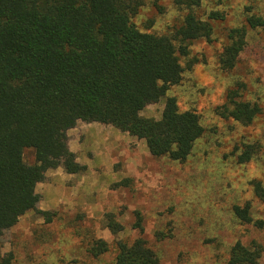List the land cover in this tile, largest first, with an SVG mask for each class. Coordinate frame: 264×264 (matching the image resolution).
I'll return each mask as SVG.
<instances>
[{"label": "rangeland", "instance_id": "obj_1", "mask_svg": "<svg viewBox=\"0 0 264 264\" xmlns=\"http://www.w3.org/2000/svg\"><path fill=\"white\" fill-rule=\"evenodd\" d=\"M245 6L264 16V0H202L199 16L219 10L226 18L214 22L210 39L192 43L182 61L185 66L190 58L198 61L184 71L181 83L141 112L160 118L167 98L174 96L181 110L200 115L204 133L187 159L155 157L144 139L111 124L78 120L67 129V142L82 171L69 174L59 166L45 172L36 188L39 201L2 234L0 264H114L115 242L141 235L158 264H230L237 241L250 245L255 240L264 249V201L254 197L250 185L264 176V30H249L233 70H221L218 61L229 29L244 23ZM182 16L173 0H158V6L149 0L133 20L143 30L171 36ZM231 87L238 89L239 99L260 107L251 123L221 113ZM243 143H256L259 150L239 163ZM24 161L37 163L33 149H25ZM247 201L252 222L233 211ZM136 211L143 217V234L133 227ZM111 218L124 227L116 235L108 228ZM157 230H171L172 237L157 240ZM98 238L111 248L94 256L89 249ZM258 264H264V251Z\"/></svg>", "mask_w": 264, "mask_h": 264}, {"label": "trees", "instance_id": "obj_2", "mask_svg": "<svg viewBox=\"0 0 264 264\" xmlns=\"http://www.w3.org/2000/svg\"><path fill=\"white\" fill-rule=\"evenodd\" d=\"M149 0H0V239L39 201L37 184L48 169L62 166L69 174L82 171L67 142V129L78 120H97L144 139L155 157L184 161L203 135L200 115L181 110L169 96L160 118L141 114L149 102L181 83L184 71L198 61L189 57L194 41L210 39L219 10L199 16L202 0H173L183 11L171 36L141 29L133 17ZM158 6V0H151ZM243 24L233 26L219 53L223 71H231L246 47L250 29L264 30V16L245 6ZM238 89L226 92L221 112L244 124L259 114L258 104L239 99ZM33 149L36 164L24 161ZM258 144L243 143L239 163L249 162ZM254 197L264 201V176L250 181ZM234 214L252 222L251 203L233 206ZM133 227L144 232L136 211ZM256 224L263 225L257 220ZM108 228L124 229L115 218ZM171 230L155 231L157 240ZM103 238L89 251L99 256L110 250ZM114 264H158L155 250L144 236L115 242ZM263 246L237 241L230 264H258Z\"/></svg>", "mask_w": 264, "mask_h": 264}]
</instances>
